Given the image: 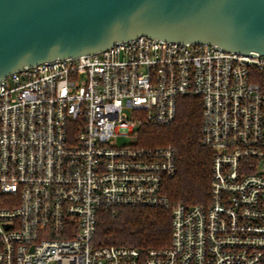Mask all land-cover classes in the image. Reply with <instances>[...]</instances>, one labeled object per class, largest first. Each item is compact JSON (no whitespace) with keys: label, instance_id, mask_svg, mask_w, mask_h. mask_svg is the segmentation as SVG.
I'll use <instances>...</instances> for the list:
<instances>
[{"label":"built area","instance_id":"obj_1","mask_svg":"<svg viewBox=\"0 0 264 264\" xmlns=\"http://www.w3.org/2000/svg\"><path fill=\"white\" fill-rule=\"evenodd\" d=\"M182 95L201 98L208 201L172 208L165 248L97 246L100 209L170 207L176 149L139 142ZM0 264H264V54L140 36L0 80Z\"/></svg>","mask_w":264,"mask_h":264},{"label":"water","instance_id":"obj_2","mask_svg":"<svg viewBox=\"0 0 264 264\" xmlns=\"http://www.w3.org/2000/svg\"><path fill=\"white\" fill-rule=\"evenodd\" d=\"M140 36L264 54V0H0V80Z\"/></svg>","mask_w":264,"mask_h":264},{"label":"trees","instance_id":"obj_3","mask_svg":"<svg viewBox=\"0 0 264 264\" xmlns=\"http://www.w3.org/2000/svg\"><path fill=\"white\" fill-rule=\"evenodd\" d=\"M201 98L179 97L177 115L167 126L142 127L143 145H171L176 149L177 172L166 180L170 207L126 206L100 209L95 244L129 246L140 251L165 248L172 234V208L178 203H206L212 180L213 152L202 143Z\"/></svg>","mask_w":264,"mask_h":264},{"label":"rangeland","instance_id":"obj_4","mask_svg":"<svg viewBox=\"0 0 264 264\" xmlns=\"http://www.w3.org/2000/svg\"><path fill=\"white\" fill-rule=\"evenodd\" d=\"M131 140H133V138H130V137L123 138V141L124 142H130Z\"/></svg>","mask_w":264,"mask_h":264}]
</instances>
